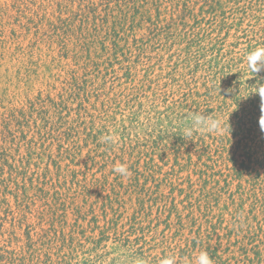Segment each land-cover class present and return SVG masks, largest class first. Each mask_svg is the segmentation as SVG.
I'll use <instances>...</instances> for the list:
<instances>
[{"label": "rangeland", "instance_id": "1", "mask_svg": "<svg viewBox=\"0 0 264 264\" xmlns=\"http://www.w3.org/2000/svg\"><path fill=\"white\" fill-rule=\"evenodd\" d=\"M49 1L0 0V133H6L9 125V144H13L12 138L22 154L34 147L31 161L38 165L32 167V173L42 172L51 162L49 156L59 162L60 152L76 154L77 159L65 157L61 167L75 171L80 186L49 183L51 188H47L50 198L67 201V224L72 225L79 214L84 216L91 205L97 201L102 205L104 197L112 195L120 218L117 241L112 236L107 244L110 260L128 256L122 246L129 233H122L131 231L135 224H129V219L136 213L145 222L143 226H148L149 218L154 220L151 236L156 238L151 246L164 236L178 247L188 245L186 256H177L175 264H196L201 252L217 257L212 264H264L263 200L255 208V200L246 198L241 217L234 207L224 212L225 202L211 214H200L180 191L174 192L186 189L191 177L197 184L196 174L206 164L212 166L210 158L212 163L223 164L201 146L178 150L177 138L191 127V117L221 114L218 118L226 131L214 135H223L239 122L237 118L230 121L225 114L235 116L238 104L240 109L248 105V92L242 95L238 87L233 88L228 107L223 106L224 95L218 93L208 101L205 86L209 78H215L217 92L223 94L226 75L234 82L239 78L257 85L253 80L258 76L264 82V67L254 75L246 63L236 60L234 70L227 69L250 45L252 51L264 46V0H75L61 21L56 19L60 16L57 0ZM91 3L97 15L108 16L109 22L97 31L90 21L89 31L82 37L96 33L98 39L78 41L74 35L80 36L83 18L79 7ZM122 11L130 21L125 32L113 36L111 27L124 16ZM56 25L57 33L51 31ZM244 66L247 72L237 75V67ZM61 101L66 103L59 109L62 125L57 123L59 119L45 124L41 110ZM209 108L213 113H208ZM109 135L116 137L115 143L105 141ZM118 165H125L130 175L115 173ZM50 168L55 170L54 163ZM255 177L254 172L243 175L245 193ZM96 179L101 187L92 192V198L85 197L83 186L92 188ZM9 187L10 192L1 196L0 209L9 201L18 212L17 186L11 183ZM204 187L202 180L196 196ZM228 190L238 195V182ZM258 194L261 196L259 190ZM149 198L157 202L150 203ZM228 199L226 195L224 200L230 205ZM35 210L23 206V221L19 214L0 213V254L21 253L25 233L39 231Z\"/></svg>", "mask_w": 264, "mask_h": 264}, {"label": "trees", "instance_id": "2", "mask_svg": "<svg viewBox=\"0 0 264 264\" xmlns=\"http://www.w3.org/2000/svg\"><path fill=\"white\" fill-rule=\"evenodd\" d=\"M50 0L49 2H51ZM87 0H81L84 2ZM75 3V0H57L56 7L60 16L56 19L60 20V17L70 13L71 6ZM92 4V3H91ZM187 6V5H186ZM95 4H92L86 8L82 6L79 7V13L81 17V34L80 36L74 37L80 41L81 39L87 40L98 39L96 33L90 34L87 33L88 37L83 38L84 31H89V25L93 21L94 29L99 31L100 28L104 29L106 23L109 22V17H101L97 15ZM121 15H124L120 19H115L111 27V33L113 36L120 35L122 32L126 31L127 24L129 23V16L125 12H120ZM91 21V22H90ZM98 22H101L98 25ZM134 23H132V28ZM100 27V28H99ZM51 31L56 32L59 28L52 26ZM95 31V32H97ZM70 34L73 33L72 30H69ZM111 35V34H110ZM248 38V35L245 34ZM64 42V41H62ZM93 45V44H92ZM244 53L239 52V57L232 59L229 63L230 71L233 69V63L238 60L239 64L246 63V56L252 51V46L250 45L247 49L243 50ZM237 75L244 74L247 72L245 66L237 67ZM259 77V76H258ZM253 80L257 81V85L254 82L243 81L242 79L235 78L230 79L229 75L224 76V82L226 83L225 87L229 88L238 87V91L248 92L249 101L246 108L240 109L242 105L238 104V108L235 110V116L225 114V118L230 116V121H235L233 118L239 120L237 128H234L233 125L229 126L228 132L223 135L215 136L206 132L198 131L194 132L192 136L188 137L184 134H178L180 138H177V148L180 150L183 147L190 146H201L203 149H207L208 154H214V157H219V161H222V165L217 163H212L213 159L210 158L212 166L206 164L205 169H199L197 179V184L193 183L192 177L190 179L189 185L186 189H175L174 192L180 191V196H185L189 202L192 209L197 208L200 214L207 213L211 214L216 209L220 208V205L225 202L224 212L229 210L231 207H234L235 213L241 217L244 214V207L246 205V198L254 199L253 206L263 200V205L261 210H263L264 215V172L261 170L264 169V132L261 131L260 125L264 123V107L260 108V97L256 93V87L264 82H259V78ZM233 78V77H232ZM206 84L205 89L208 92V101L214 100L216 93L219 95H224V107L227 106V101L230 99V94L225 95L221 92H217L215 78ZM219 79V77H218ZM234 92V91H233ZM232 92V93H233ZM244 95V94H242ZM39 105L36 102V106ZM63 101L60 103H53V106L49 110H41V114L44 117L45 124H49L55 119H59L58 124L62 125L63 117H60L59 109L65 108ZM208 113H213L212 109L209 108ZM221 115V114H220ZM220 115L218 117H220ZM217 117V116H216ZM232 123V122H231ZM19 127L20 123H17ZM229 122L226 123L228 125ZM61 127V126H60ZM59 127V128H60ZM9 125L6 126V133L2 134L0 139V200L1 196L10 192L11 183H15L17 186L16 194V208L18 210H12V206L9 204V201H6V207L2 206L0 209L1 212L9 214H19L20 221L24 220V215L21 214V208L26 206L28 209L32 207L36 208L35 212L37 214V228L39 231L36 234H32L31 231L25 233V242L22 247V252L17 253L13 251L11 256H4L3 253L0 255V264H120L122 257H126L128 264H135L137 259H142L145 261V264H161V261L165 258L177 256L179 258H184L186 256V247H178L173 242L172 238L163 237L161 241L154 246H151L155 242L156 236H151L152 226L154 220L150 218L146 221L148 226H143L142 221H139L141 216L133 215L129 219V224H135L131 226V231L122 233L125 236L126 233H129L128 238L125 239V245L122 247L127 248L128 256L126 254L122 255L119 259L114 258L110 260V255L108 250V242L112 240V236L116 240V234L118 233V212L120 209H116V199L114 196H103L104 201L102 205L97 201L96 204L91 205L89 209L86 210L84 216H79L72 225L67 224L66 221V212L67 210V201L61 202V199L50 198L49 191L47 188L51 184L58 185L60 187H66L68 184L73 186H80V183L77 184L75 180L78 175L75 171L70 170L68 167L66 170H63L61 167V162H63L65 157L71 159H77L75 153L72 151L65 150L60 152L59 162L54 160L52 156H49L51 162L48 166L41 170L33 171L32 167H37V163H32V157L34 147L31 146L27 155L21 153V146H17L14 140L11 138V143L9 144L8 133ZM61 129V128H60ZM205 146V147H204ZM188 149V148H186ZM14 152V153H12ZM54 163V169L50 168L51 164ZM86 163H88L86 161ZM230 164L232 168H230ZM87 166V164H86ZM197 172V171H196ZM228 172V173H227ZM233 172V174H231ZM256 174V177L251 179L252 183L249 189V193H245L242 181L243 175L246 173L251 176L252 173ZM33 177H30V176ZM37 175V176H36ZM36 176V177H35ZM203 180V186L201 194L199 193L196 196L195 189ZM238 182V195L227 191V188L231 187L234 182ZM101 181L96 179V182L93 184L92 188L83 186L85 189V197H90L92 192L101 187ZM182 184H179L181 186ZM29 186V187H28ZM183 186V185H182ZM102 189L105 191L106 183H103ZM258 190L261 192V196L258 194ZM21 192V193H20ZM32 192L30 196L28 193ZM12 195V194H10ZM115 195V194H113ZM228 195L229 201L231 200L230 205L224 200V197ZM142 205H144V199H142ZM165 200V199H164ZM5 199H3V202ZM150 203L157 202L153 198H149ZM2 202V203H3ZM38 204H41L38 206ZM99 211V212H98ZM30 213H33L29 211ZM81 213V209L79 210ZM193 211L191 215H193ZM221 221L224 220V213L222 209L220 210ZM160 217V216H159ZM17 219V217H14ZM137 221V223H136ZM180 221L183 224L182 216ZM87 224V227L85 226ZM103 224V225H102ZM138 225V226H136ZM90 233L91 235H88ZM96 233V234H95ZM151 240H148V238ZM17 241L21 242L20 239ZM150 247L147 249L146 248ZM212 262H214L217 257H214V254L210 257ZM193 261V260H192ZM242 264V263H240Z\"/></svg>", "mask_w": 264, "mask_h": 264}, {"label": "clouds", "instance_id": "3", "mask_svg": "<svg viewBox=\"0 0 264 264\" xmlns=\"http://www.w3.org/2000/svg\"><path fill=\"white\" fill-rule=\"evenodd\" d=\"M246 61L248 69L251 71V73L257 75L261 67H264V46L256 47L253 51L248 53V55L246 56ZM233 91L234 89L232 87L224 89L225 95H229ZM256 93L260 97V108L264 107V84L256 87ZM191 121V127H188L184 130L185 136L188 137L192 136L194 132L198 131L206 132L209 134H219L226 131V126L223 124L222 120L212 115L203 116L197 113L191 117ZM259 125L261 131L264 132V123H261ZM105 141L115 143L116 137L114 135H109L105 137ZM113 171L122 176L130 175L125 165H118L114 167ZM120 264H128L126 257H122ZM135 264H145V261H143L142 259H137L135 261ZM161 264H175V258H165L161 261ZM196 264H212V259L209 257L207 252H201L196 257Z\"/></svg>", "mask_w": 264, "mask_h": 264}]
</instances>
